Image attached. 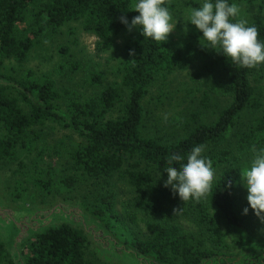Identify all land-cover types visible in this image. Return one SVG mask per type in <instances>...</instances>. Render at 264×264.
<instances>
[{"label":"trees","instance_id":"obj_1","mask_svg":"<svg viewBox=\"0 0 264 264\" xmlns=\"http://www.w3.org/2000/svg\"><path fill=\"white\" fill-rule=\"evenodd\" d=\"M132 1L47 0L34 14L36 26L31 34L19 38L15 34L16 25L33 0H0V62L3 58L25 59L43 31L55 29L70 20H81L83 28L94 34L102 47H108L112 37L127 28L120 17L126 16L130 22L139 14L128 9ZM233 1L229 0L230 3ZM242 1L251 5L255 0ZM168 7L172 9L169 0ZM249 24L257 27L258 39L264 41V23L256 19ZM134 28L136 37L123 49L120 81L104 86L90 98L84 99L73 90H57L51 79H31L30 72L24 80L14 81L18 87L0 85V169L17 159L12 158L17 151L32 154L28 163L18 159L7 179L12 189L9 195L18 203L34 199V196L26 195L28 187L47 198L61 195L62 189L72 190L78 182H88L94 189L91 198L83 196L82 207L109 230L115 229L122 218L116 210L112 182L119 174L135 188V206L159 219L146 222L148 235L143 239L133 238L128 245L165 264H198L202 258L217 253L212 248L227 247L224 233L205 207L198 210L197 221L207 232L204 240L208 239L212 245L210 249L205 247L203 240L181 231L171 222L179 202L177 195L163 186L167 177L163 170L169 166L172 153H179L186 160L193 146L205 145L204 154L211 159L213 167L224 166L208 193L209 205L227 226L239 230L245 228L244 218L237 211L236 186L243 172V157L253 153V148L264 146V102L253 97L250 82L255 67H241L217 53V59L203 64L202 68L209 71L216 67L225 75L222 89L231 96L229 105L215 120L196 123L185 135L172 139L144 135L142 100L149 86L175 69L186 68L197 51L205 54L203 48L194 47V44H200L198 37L202 35L194 25L190 24V41L182 45L144 38L139 29ZM130 49L134 54H130ZM71 67L76 69L79 64L72 63ZM89 82L102 85L103 79L100 73L91 72ZM10 90L26 102L27 112ZM60 101L64 102L63 107H60ZM247 110L257 111L258 115L244 130L235 132L236 145L231 147L226 144L227 132L238 124ZM47 122L70 130L74 139L68 143L49 142L42 135V127ZM50 151L57 158H52L57 164L50 161L39 166L44 154L52 157ZM8 169L11 170V166ZM57 172L59 175L55 177ZM229 181H234L230 188L227 187ZM88 245L90 243L81 230L62 224L35 234L24 245L23 257L26 264H96L86 257ZM92 250L96 260L110 264ZM0 264H14L2 242Z\"/></svg>","mask_w":264,"mask_h":264},{"label":"rangeland","instance_id":"obj_2","mask_svg":"<svg viewBox=\"0 0 264 264\" xmlns=\"http://www.w3.org/2000/svg\"><path fill=\"white\" fill-rule=\"evenodd\" d=\"M47 0H33L24 11L23 19L16 25L15 34L22 38L30 35V31L35 28L34 14ZM134 3L132 1L130 7ZM240 8V16L248 23L258 19L264 23V0H255L251 5H247L242 0H234ZM172 6L170 10L173 13V23L176 26L169 33L167 42L173 44H186L190 41V22H187V12L192 7H198V0H169ZM136 37V30L125 28L112 37L111 44L108 47H102L99 39L92 33L83 28L81 20H70L55 29L47 28L35 41V44L23 60L13 58H3L0 62V76L11 80L21 81L27 78L30 72L31 79L43 81L51 79L57 90H73L78 92L82 98H90L97 94L104 86L111 83L119 82L121 78V62L123 60L124 46L130 43ZM195 48H203L204 56L199 51L194 54L192 62L184 69H175L164 77H159L148 88L146 95L142 100L145 116L142 125L144 135L172 139L185 135L189 128L200 122H212L218 116V113L231 102V96L222 89V84L226 82V77L222 71L212 67L209 71L202 68L203 64L217 59V52L203 47L201 44H194ZM78 63L79 67L73 69L72 63ZM91 72H98L102 76V85H93L89 82ZM250 82L253 86V97L259 102H264V64L255 66ZM11 94L19 98V105L23 111H28L26 102L10 90ZM60 107L64 102H59ZM115 113L117 110L114 111ZM258 115L257 111H245L232 129L227 132L228 140L226 144L235 146V132L244 130L246 124ZM42 135L49 142L63 141L68 143L74 139L75 135L70 130L61 127L58 124L47 122L42 127ZM264 148V146H263ZM52 157L43 155L42 162L39 166L53 160L55 155L48 152ZM253 153L243 157V170L247 166ZM17 159L6 168L2 166L1 171L5 178V192L11 202L18 206L44 205L52 203L56 198L63 200H72L79 202L83 196L92 197L91 190L94 189L88 182H78L72 190L62 189L61 195L54 194L44 198L40 191L28 187L27 196H34L33 200H24L21 203L15 202L10 197L11 185L7 183L11 177V172L18 159H23L27 163L32 158L22 151H17L12 157ZM11 158V160H12ZM57 159V158H56ZM10 160V161H11ZM11 166V170L8 169ZM224 166L214 167L215 178L213 183L219 177ZM59 172L55 174V177ZM113 190L115 194V206L117 212L122 216L117 221V227L111 232L119 238L120 241L130 243L133 238H144L148 235L146 222H156L159 219L135 206L134 197L135 188L132 187L123 176L116 174L113 179ZM71 189V188H70ZM177 195V194H176ZM237 211L244 218L245 228L235 229L229 227L224 222L221 215L210 207L208 194L200 201L189 200L182 201L178 197V210L171 220L174 225L178 226L181 231L189 233L196 238L203 240L206 248H212L208 239L204 240L207 232L197 221V212L202 207L216 219L218 225L224 233V241L227 247L217 249L216 254L234 255L239 253L243 248L245 238L248 240L264 237V223L257 217L254 211L249 208L247 215L242 214L244 207L248 206L247 189L243 186L241 179L236 186ZM42 198H44L42 200ZM264 215V213H262ZM92 247V246H91ZM90 245L86 248V257L96 262V264H106L102 260H96L92 253ZM104 260V258H103ZM111 264V263H110Z\"/></svg>","mask_w":264,"mask_h":264},{"label":"clouds","instance_id":"obj_3","mask_svg":"<svg viewBox=\"0 0 264 264\" xmlns=\"http://www.w3.org/2000/svg\"><path fill=\"white\" fill-rule=\"evenodd\" d=\"M198 4V7L188 10L187 22L202 33L198 39L203 47L222 53L241 67L252 68L264 64V41L258 39L257 27L240 16V8L236 3H230L229 0H198ZM128 9L139 14L130 22L126 16H121V23L129 30L138 28L144 38L164 42L176 26L168 0H134ZM130 54H134V50L130 49ZM252 151V158L240 172L248 201L242 214L247 215L251 208L264 223V148H253ZM204 153L203 144L193 146L186 160L181 154L172 153L169 166L163 170L167 173L163 186L170 188L183 202L200 201L212 188L215 169L211 159ZM233 183L229 181L227 187L230 188Z\"/></svg>","mask_w":264,"mask_h":264},{"label":"water","instance_id":"obj_4","mask_svg":"<svg viewBox=\"0 0 264 264\" xmlns=\"http://www.w3.org/2000/svg\"><path fill=\"white\" fill-rule=\"evenodd\" d=\"M0 85L18 87L16 82L1 76ZM28 97L35 101L33 96L28 95ZM62 224L71 227L77 225L84 235L86 232L82 229H85L87 224L96 229H103L108 238L101 241L107 243H97L98 247L95 248L94 245L93 247L98 255L114 264H165L118 240L107 231L101 220L86 212L79 202L56 198L52 204L47 205L13 204L5 192V178L0 169V242L14 264H26L23 257L24 245L35 234L44 233L46 229ZM239 257V255L217 254L202 258L198 264H231Z\"/></svg>","mask_w":264,"mask_h":264},{"label":"flooded vegetation","instance_id":"obj_5","mask_svg":"<svg viewBox=\"0 0 264 264\" xmlns=\"http://www.w3.org/2000/svg\"><path fill=\"white\" fill-rule=\"evenodd\" d=\"M52 203H47V204H52ZM47 204H45V205H47ZM73 228L78 229V226L76 225ZM82 230H85V232L87 234H90L93 236V237L89 236L91 238L90 239L88 237V235L85 233V236L87 237V240L89 241V243L92 247L94 245L95 248H97L98 247L97 243L98 244H100V243L106 244L107 243L106 241H103V242L101 241V239L104 240V239L108 238L105 235L103 229H96L95 227L90 226V225L88 226V224H87L85 229L83 228ZM107 231L112 233L111 230H109L108 228H107ZM117 239L119 240V238H117ZM245 239L246 240H244L242 250L239 253L234 254L236 256L239 255L240 257L235 262H233L231 264H264V237L263 238L256 237V238H253L250 240H248V238H245ZM91 240L93 241V243ZM95 248L93 247L94 250H95ZM213 255H217V254H213ZM210 256H212V255H210ZM109 263H112V262H109ZM226 264H228V263H226Z\"/></svg>","mask_w":264,"mask_h":264}]
</instances>
